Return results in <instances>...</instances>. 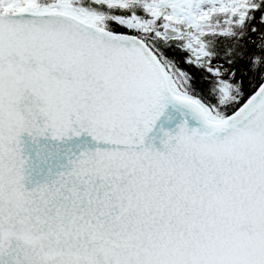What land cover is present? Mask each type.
<instances>
[{"label":"snow or ice","instance_id":"1","mask_svg":"<svg viewBox=\"0 0 264 264\" xmlns=\"http://www.w3.org/2000/svg\"><path fill=\"white\" fill-rule=\"evenodd\" d=\"M0 264H264V0H0Z\"/></svg>","mask_w":264,"mask_h":264}]
</instances>
